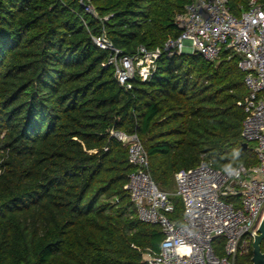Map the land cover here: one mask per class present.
I'll return each mask as SVG.
<instances>
[{
  "label": "trees",
  "instance_id": "obj_1",
  "mask_svg": "<svg viewBox=\"0 0 264 264\" xmlns=\"http://www.w3.org/2000/svg\"><path fill=\"white\" fill-rule=\"evenodd\" d=\"M88 1L108 19L74 0H0V264H141L159 251L160 228L138 220L124 190L132 168L112 131L137 136L165 192L201 161L257 165L241 138L238 56L162 55L147 81L124 91L110 52L92 42L103 31L122 55L161 50L192 0ZM228 1L236 16L249 2ZM171 201L168 217L180 224L181 200ZM248 247L235 264H251Z\"/></svg>",
  "mask_w": 264,
  "mask_h": 264
},
{
  "label": "built area",
  "instance_id": "obj_2",
  "mask_svg": "<svg viewBox=\"0 0 264 264\" xmlns=\"http://www.w3.org/2000/svg\"><path fill=\"white\" fill-rule=\"evenodd\" d=\"M85 14L99 19L88 0H74ZM228 0H192L175 17L179 30L176 38L165 41L161 50L138 47L133 55L115 50L102 31L93 44L109 51L107 65L116 83L124 90L132 82L147 81L162 55H197L215 63L223 51L238 56L237 68L244 74L247 96L242 103L245 118L241 138L254 145L257 165L222 171L201 161L195 168L174 176V193L162 191L153 182L148 158L135 134L112 131L110 135L127 149L132 168L124 190L140 222L158 226L163 235L157 253H147L141 264H235L245 253L264 215V8L249 0L239 15L230 12ZM181 200L182 223L169 219L171 198ZM222 241L221 255L214 243Z\"/></svg>",
  "mask_w": 264,
  "mask_h": 264
},
{
  "label": "water",
  "instance_id": "obj_3",
  "mask_svg": "<svg viewBox=\"0 0 264 264\" xmlns=\"http://www.w3.org/2000/svg\"><path fill=\"white\" fill-rule=\"evenodd\" d=\"M246 148L247 144L243 143ZM264 240V215L255 233L252 234V256L251 264H264V254L261 252L260 245Z\"/></svg>",
  "mask_w": 264,
  "mask_h": 264
},
{
  "label": "rangeland",
  "instance_id": "obj_4",
  "mask_svg": "<svg viewBox=\"0 0 264 264\" xmlns=\"http://www.w3.org/2000/svg\"><path fill=\"white\" fill-rule=\"evenodd\" d=\"M169 194H173L174 193V187H173V190H169V192H168ZM173 197V196H172ZM249 246V242L243 247L244 248V251H245V253L248 251V247Z\"/></svg>",
  "mask_w": 264,
  "mask_h": 264
},
{
  "label": "clouds",
  "instance_id": "obj_5",
  "mask_svg": "<svg viewBox=\"0 0 264 264\" xmlns=\"http://www.w3.org/2000/svg\"><path fill=\"white\" fill-rule=\"evenodd\" d=\"M238 154V153H237Z\"/></svg>",
  "mask_w": 264,
  "mask_h": 264
}]
</instances>
